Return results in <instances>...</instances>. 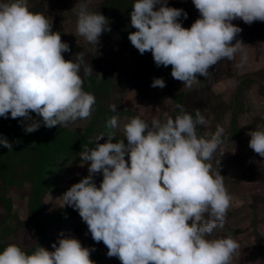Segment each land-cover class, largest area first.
Returning a JSON list of instances; mask_svg holds the SVG:
<instances>
[{"label":"clouds","instance_id":"1","mask_svg":"<svg viewBox=\"0 0 264 264\" xmlns=\"http://www.w3.org/2000/svg\"><path fill=\"white\" fill-rule=\"evenodd\" d=\"M192 4L199 18L190 28L179 22L187 13L167 6V0H134L129 13L136 29L128 34L131 45L141 55L150 52L157 67L171 66L172 78L188 88L221 59L232 60L238 52L241 62L247 59L244 44L236 39L242 29L233 20L264 22V0ZM76 29L95 48L102 33L111 30L108 19L89 12L86 2L79 5ZM69 51L60 33L52 30L51 19L29 11L27 0H0V117L19 118L26 134L41 123L62 127L90 118L95 97L84 90L80 71L82 66L86 76L94 71L84 65L81 53L76 62L65 60L62 54ZM150 86L162 89L166 84L153 78ZM177 108L180 113L163 123L153 119L149 125L131 117L123 138L113 142L111 133L106 139L101 134L94 147L84 146L80 166L88 164V175L55 198L60 207L76 210L92 240L103 242L107 257L121 264H231L240 249L232 236L209 238L223 227L231 202L219 159L215 169L209 163L224 130L217 125L214 132L198 135L197 126L208 125L205 117L198 109L193 116ZM111 110L117 111L116 105ZM106 126L117 128L118 118L110 117ZM246 134L249 148L264 158V131ZM0 146L12 151L13 143L0 134ZM97 174H102L99 187ZM52 201L48 193L46 203ZM51 248L38 246L29 253L8 244L0 251V264H95L90 259L95 249L71 235L61 233Z\"/></svg>","mask_w":264,"mask_h":264},{"label":"rangeland","instance_id":"2","mask_svg":"<svg viewBox=\"0 0 264 264\" xmlns=\"http://www.w3.org/2000/svg\"><path fill=\"white\" fill-rule=\"evenodd\" d=\"M81 2L87 3L89 12H99L109 21L111 30L102 33L96 48L77 34ZM133 3L134 0H27L29 11L50 18L52 30L59 32L62 42L69 45L70 51L62 54L64 59L76 62V54L81 53L84 65H91L94 71L91 75H85L83 66L80 75L84 90L97 98L96 107L99 105L104 114L116 105L117 111L112 112H118V127L108 128L115 141L123 138L122 129L129 118L139 117L149 125L153 119L163 123L180 113L177 105L193 116L198 109L208 121L206 127L197 126L198 135L214 132L217 125L223 128L222 143L209 163L215 169L219 159L218 171L224 177L231 202L223 227L215 228L209 238L232 236L239 243L240 249L231 264H264V158L249 148L250 136L246 134L252 130L264 131V22L248 25L239 19L232 21L242 29L236 39L244 44L245 61L241 62L238 52L232 60L221 59L209 69L207 77L199 78V84L191 88L178 80L162 89L154 88L149 84L154 62L151 53L141 55L128 39V34L136 31L130 26ZM167 6L187 13L186 19L179 20L184 28H190L199 18L192 0H167ZM95 104L90 118L68 122L62 127L57 124L50 129L63 128L82 135L89 127V142L101 134L106 139L109 133L100 129L103 117L96 118ZM30 134L35 141L40 131ZM33 143L16 147L3 164L6 175L0 178V250L4 248L2 245L17 244L26 252L38 246L52 251L51 244L63 233L77 238L84 247L94 248L90 259L95 264H121L117 258L107 257L103 242L92 240L76 210L60 207L61 201L55 200L88 175V164L80 166L83 161L79 155L67 171H52L53 182L60 190L59 193L49 192L54 201L46 203L48 193L38 196L44 207L45 223L41 231L36 232L30 198L34 197L33 190L37 187L41 194V180L47 174L42 169L43 150L39 143V149L36 145L32 149ZM221 152L224 153L220 155ZM101 181L102 174H97L94 177L97 187Z\"/></svg>","mask_w":264,"mask_h":264},{"label":"trees","instance_id":"3","mask_svg":"<svg viewBox=\"0 0 264 264\" xmlns=\"http://www.w3.org/2000/svg\"><path fill=\"white\" fill-rule=\"evenodd\" d=\"M210 74V72H209ZM202 76H198V79ZM153 78H162L165 81V84H170L172 81H175L176 79L172 78L171 76V66L168 67H157L153 62V75L151 82ZM205 77H202L204 79ZM238 80V79H237ZM96 95L100 96V94L96 93ZM102 96V95H101ZM96 104H97V98ZM95 104V112L97 109V115L96 118H98V115H102L101 120V126L100 129L108 130L107 121L112 116H117L118 112L113 113L112 111L106 110L103 114L102 108L96 107ZM32 116L37 119L36 115L33 113ZM38 120V119H37ZM40 131L39 137L37 136L35 141L32 140V136L30 133L26 134L21 126L20 119H12L9 115V118L5 119L3 117H0V134H2L4 137L7 138V140L10 143H13L12 151H8L7 148H4L3 146H0V178L4 179L6 169L3 168V164L6 161V156L14 153L16 147L22 144L30 145V143H33L38 147V143L41 147V150H43V158L44 164H43V170L45 172V176H43L41 180V187L42 192L40 194L38 187L33 190L34 197H31V203L32 208L34 210V218H35V230L36 232L41 231V226L43 227L45 221H44V207L38 198V196L45 195L49 192L52 193H59L60 190L56 185V182H53V172L52 171H58L61 172L62 170L67 171L71 165L76 161L75 159L79 155V152L83 150L84 146L88 147H94V141L89 142L87 140L88 135L91 133V128H87L82 135L78 134L77 132H71L66 129H60L56 128L55 130H52L50 128H45L43 124L41 123V127L38 129ZM110 130H108L105 134L109 133ZM98 137V136H97ZM96 137V138H97ZM19 141V143H15V141ZM116 138L113 140L115 141ZM36 147H32V149H35ZM68 163V164H66ZM59 181V178H58ZM60 182V181H59ZM52 183V184H51ZM5 247L4 245H2ZM2 251V250H0ZM30 253V252H29Z\"/></svg>","mask_w":264,"mask_h":264}]
</instances>
